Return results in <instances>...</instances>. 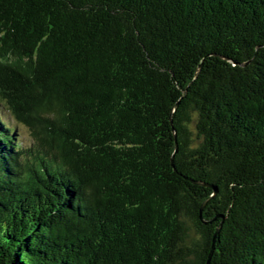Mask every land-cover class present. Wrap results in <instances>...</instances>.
Here are the masks:
<instances>
[{"label": "trees", "instance_id": "1", "mask_svg": "<svg viewBox=\"0 0 264 264\" xmlns=\"http://www.w3.org/2000/svg\"><path fill=\"white\" fill-rule=\"evenodd\" d=\"M0 264H264V0H0Z\"/></svg>", "mask_w": 264, "mask_h": 264}, {"label": "rangeland", "instance_id": "2", "mask_svg": "<svg viewBox=\"0 0 264 264\" xmlns=\"http://www.w3.org/2000/svg\"><path fill=\"white\" fill-rule=\"evenodd\" d=\"M19 132L21 133V134H23L24 136H26V138L28 137V133H27V131H26V129L25 128H20L19 127Z\"/></svg>", "mask_w": 264, "mask_h": 264}]
</instances>
